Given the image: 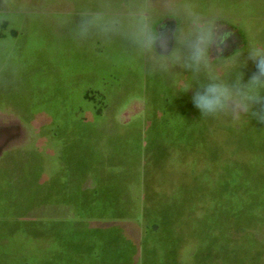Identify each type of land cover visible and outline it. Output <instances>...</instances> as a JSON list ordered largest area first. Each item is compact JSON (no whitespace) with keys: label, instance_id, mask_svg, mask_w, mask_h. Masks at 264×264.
Segmentation results:
<instances>
[{"label":"crops","instance_id":"1","mask_svg":"<svg viewBox=\"0 0 264 264\" xmlns=\"http://www.w3.org/2000/svg\"><path fill=\"white\" fill-rule=\"evenodd\" d=\"M156 1L0 0V103L17 111L7 121L0 114V264H131L142 250L143 230L130 216L137 199L109 176L123 163L129 134L104 110L123 108L130 94L143 103L137 107H151L143 94L165 84V68L179 69L172 44H192L189 30L203 36L204 25L182 19L177 40L157 33L161 23L151 32L141 25L107 35V50L75 40L76 25L86 24L60 16ZM259 30L264 40V25Z\"/></svg>","mask_w":264,"mask_h":264},{"label":"rangeland","instance_id":"2","mask_svg":"<svg viewBox=\"0 0 264 264\" xmlns=\"http://www.w3.org/2000/svg\"><path fill=\"white\" fill-rule=\"evenodd\" d=\"M198 4L203 13H194L189 0H161L145 8L104 7L60 17L86 24L85 29L76 25L75 40L101 43L107 50V35L126 36L141 25L151 32L161 23L157 33L164 40H177L181 20L187 17L195 25L190 19L198 17L213 71L227 81L239 78L245 83L259 75L264 65L260 0ZM250 15L253 40H247L244 29ZM197 34L189 30L188 39L194 41L201 36L199 30ZM172 50L182 58L179 69L165 68V84L157 85L154 94H143L152 98L146 103L151 107H137L143 103L131 101L130 94L123 108L104 110L109 117L117 116L119 129L129 134L123 163L109 176L122 178L137 199L130 216L144 237L131 264H264V89L249 109L202 115L191 102L204 79L203 73L197 78L186 66L191 44H172ZM0 114L7 121L17 111L0 103Z\"/></svg>","mask_w":264,"mask_h":264},{"label":"clouds","instance_id":"3","mask_svg":"<svg viewBox=\"0 0 264 264\" xmlns=\"http://www.w3.org/2000/svg\"><path fill=\"white\" fill-rule=\"evenodd\" d=\"M186 66L191 68L197 78L203 73L204 79L195 88L191 102L202 115H219L243 107L249 109L259 99L264 89V65L260 74L247 83L241 79L227 81L212 70L207 55V39L200 36L191 44V52Z\"/></svg>","mask_w":264,"mask_h":264}]
</instances>
